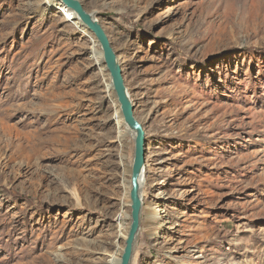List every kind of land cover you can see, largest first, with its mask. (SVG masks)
I'll use <instances>...</instances> for the list:
<instances>
[{
	"label": "rangeland",
	"instance_id": "obj_1",
	"mask_svg": "<svg viewBox=\"0 0 264 264\" xmlns=\"http://www.w3.org/2000/svg\"><path fill=\"white\" fill-rule=\"evenodd\" d=\"M80 1L145 133L130 264H264V0ZM100 52L55 0H0V264L120 262L134 135Z\"/></svg>",
	"mask_w": 264,
	"mask_h": 264
},
{
	"label": "water",
	"instance_id": "obj_2",
	"mask_svg": "<svg viewBox=\"0 0 264 264\" xmlns=\"http://www.w3.org/2000/svg\"><path fill=\"white\" fill-rule=\"evenodd\" d=\"M65 11L72 12V16L83 27L89 30L100 46L101 56L107 69L114 95L119 104L125 126L133 132L134 150L130 167L129 199H130V223L124 239L123 249L119 264H130L133 254L136 236L140 226V213L142 208L140 176L145 163V133L141 123L134 116V105L128 94L122 70L115 51L100 21L91 12H88L80 0H55ZM63 11V10H62ZM64 12V11H63ZM66 15V14H65Z\"/></svg>",
	"mask_w": 264,
	"mask_h": 264
},
{
	"label": "bare ground",
	"instance_id": "obj_3",
	"mask_svg": "<svg viewBox=\"0 0 264 264\" xmlns=\"http://www.w3.org/2000/svg\"><path fill=\"white\" fill-rule=\"evenodd\" d=\"M92 13V12H91ZM93 14V13H92ZM100 54H101V52H100ZM121 114V113H120ZM122 116V115H121ZM123 120V119H122ZM124 123V122H123ZM125 125V124H124ZM127 128V127H126ZM128 129V128H127ZM132 132V131H131ZM133 133V132H132ZM134 135V134H133ZM145 146V149H146V147H147V145L145 144L144 145ZM145 168V167H144ZM144 170H143V173H142V175L140 176V179H139V181H140V187H141V183L143 182V180H145V178H144ZM142 198V197H141ZM147 222H148V228L149 229H151V228H157V227H159L162 223H164V221H163V219H161V220H158V216H157V214L156 213H153L152 214V212H148V214H147ZM152 234V233H151ZM107 264H112V262H106Z\"/></svg>",
	"mask_w": 264,
	"mask_h": 264
}]
</instances>
